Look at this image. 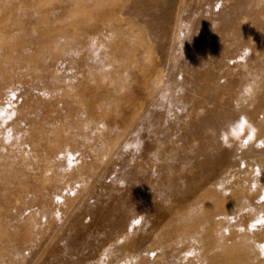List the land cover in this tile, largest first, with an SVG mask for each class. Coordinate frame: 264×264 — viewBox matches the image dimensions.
Here are the masks:
<instances>
[{
	"label": "rangeland",
	"instance_id": "374dc122",
	"mask_svg": "<svg viewBox=\"0 0 264 264\" xmlns=\"http://www.w3.org/2000/svg\"><path fill=\"white\" fill-rule=\"evenodd\" d=\"M0 264H264V0H0Z\"/></svg>",
	"mask_w": 264,
	"mask_h": 264
},
{
	"label": "clouds",
	"instance_id": "9594fccd",
	"mask_svg": "<svg viewBox=\"0 0 264 264\" xmlns=\"http://www.w3.org/2000/svg\"><path fill=\"white\" fill-rule=\"evenodd\" d=\"M256 128L250 123L246 116H240L239 119L234 120L226 125L225 129L220 133V141L224 147H231L232 141L242 142L247 132V141L251 140L256 135Z\"/></svg>",
	"mask_w": 264,
	"mask_h": 264
}]
</instances>
